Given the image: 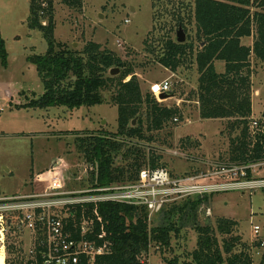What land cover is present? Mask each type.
<instances>
[{
	"label": "rangeland",
	"instance_id": "obj_1",
	"mask_svg": "<svg viewBox=\"0 0 264 264\" xmlns=\"http://www.w3.org/2000/svg\"><path fill=\"white\" fill-rule=\"evenodd\" d=\"M261 1L252 0V13L264 11L258 7ZM83 2L82 11L77 12L63 5L61 0H52L57 42L74 50H82L88 42H95L112 51L134 66L144 95L151 93L154 96L153 85L163 81L169 80L172 85V97L167 100L154 97L163 106L179 108L182 119L177 118L178 122H171L160 132L146 134L154 139L150 145L156 148V156L162 158L159 164L177 174L190 175L207 171L215 163H230V138L237 133L228 129L230 120L201 119L196 52L174 72L165 69L157 59L168 39L177 40L179 31L186 42L195 43V51L200 49L201 44L196 39L194 0ZM30 10V0H0V34L5 50V56L0 54V192L3 196H14L29 195L34 188L41 190V185L34 183V176L47 173L58 162L59 170L66 172V191L87 190L94 186L93 173L88 174V180L78 181L83 175L78 145L90 134L117 133L118 107L111 102V94L106 92L105 102L92 107L21 108L45 93L30 58L45 55L48 44L40 31L28 27ZM242 44L253 47L254 36L243 39ZM215 65L219 73L224 72L223 63ZM252 66V117L261 119L264 115V62L254 59ZM130 79L128 77L126 81ZM169 152H178L183 157ZM213 195L210 204L201 206L196 213L185 212L169 219L161 213L148 219L150 228L173 224L180 229V234H172L170 247L151 244L142 262L168 264L174 258L181 264L190 262V255L198 247V227L211 226L214 230L219 218L237 221L236 235L248 245L264 241V189ZM255 226L261 228L258 235L254 233ZM16 243L23 253L12 254L10 258L34 255L29 253L27 240L19 238ZM7 252L3 253L5 263L9 258ZM252 253L253 264H260L264 247L254 249Z\"/></svg>",
	"mask_w": 264,
	"mask_h": 264
},
{
	"label": "trees",
	"instance_id": "obj_2",
	"mask_svg": "<svg viewBox=\"0 0 264 264\" xmlns=\"http://www.w3.org/2000/svg\"><path fill=\"white\" fill-rule=\"evenodd\" d=\"M30 1L28 27L40 31L48 44L45 55L30 58L45 93L21 108L92 107L102 105L104 93L109 92L111 102L118 107V132L90 134L78 145L81 161L96 167L92 184L132 183L144 168L161 166L162 158L156 156L155 148L150 145L154 139L146 134L160 132L175 119H182V111L177 107L163 106L151 93L144 95L134 66L100 44L88 42L82 50H74L57 42L52 0ZM83 1L61 0V3L80 12ZM253 4L252 0H194L196 39L201 44L200 49L195 51L194 42L180 44L168 39L157 57L165 69L174 72L196 52L201 119L230 120L228 129L237 134L230 138L229 162L235 164L264 159V115L255 135L250 129L252 61L264 62V11L252 13ZM258 7L264 8V0L258 3ZM253 36V47L242 44L243 39ZM0 54L5 56L1 34ZM217 62L224 64V72L217 71ZM116 68L120 69L119 75L111 76V70ZM128 77L131 79L126 81ZM169 96H173L172 92ZM134 120L136 125L132 124ZM142 144L151 148L149 152ZM213 198L214 195L184 200L163 211V215L169 219L185 212L196 213L201 206L209 205ZM83 221L92 222L91 233L86 235L89 241L110 245V253L98 257L94 264H141L151 244L170 247L172 234H180V229L173 224L150 228L144 207L124 204L92 205L86 210L72 208L66 222L75 239L81 238ZM2 229L0 220V233ZM238 229L237 221L226 218L217 219L214 230L211 226L198 227V247L190 255L192 260L183 264H253L252 251L261 249L264 241L248 245L236 235ZM218 236L224 239L220 241ZM1 244L0 235V247ZM7 251L6 263L4 254L0 253V264H43L41 253L29 258H10L12 254L21 253L10 240ZM80 264L88 263L83 259ZM168 264L181 263L174 258ZM260 264H264V253Z\"/></svg>",
	"mask_w": 264,
	"mask_h": 264
},
{
	"label": "built area",
	"instance_id": "obj_3",
	"mask_svg": "<svg viewBox=\"0 0 264 264\" xmlns=\"http://www.w3.org/2000/svg\"><path fill=\"white\" fill-rule=\"evenodd\" d=\"M152 91L159 99L162 94H171L172 85L166 80L160 85H153ZM262 120L254 117L250 119L253 135L259 131ZM174 122H178V119ZM145 148L148 152L151 149L149 146ZM169 154L183 157L178 152ZM59 166L60 162L37 177L36 183L43 184L40 191L29 195H0V220L3 222L0 253L7 252L9 240L19 246L16 241L20 238L29 243V253H41L43 264H80L83 259L88 264H94L98 257L110 253V245L108 242L97 245L87 239L86 235L92 230L90 221H83L81 238L75 239L67 229L66 222L72 208L86 210L87 206L92 205L124 204L144 207L148 219H152L173 204L190 198H204L236 190L247 192L264 189V159L244 164L215 163L207 171L190 175L177 174L165 166H148L140 172L135 182L97 185L75 192L66 191V172L59 170ZM95 171L93 164L83 163V175L78 177V181L84 178L88 180V174H94ZM260 231L259 226L254 227L256 235ZM18 249L23 253L22 247Z\"/></svg>",
	"mask_w": 264,
	"mask_h": 264
},
{
	"label": "water",
	"instance_id": "obj_4",
	"mask_svg": "<svg viewBox=\"0 0 264 264\" xmlns=\"http://www.w3.org/2000/svg\"><path fill=\"white\" fill-rule=\"evenodd\" d=\"M177 41L180 44L186 42L185 36H184V34L181 31L178 32ZM119 73H120V69L116 68V69H112L111 70L110 75L111 76H117V75H119ZM170 97H172V96H169V95H166V94H162L161 96H159V99H161V100H167ZM132 124L133 125H136V120H134Z\"/></svg>",
	"mask_w": 264,
	"mask_h": 264
},
{
	"label": "crops",
	"instance_id": "obj_5",
	"mask_svg": "<svg viewBox=\"0 0 264 264\" xmlns=\"http://www.w3.org/2000/svg\"><path fill=\"white\" fill-rule=\"evenodd\" d=\"M37 177H38V175L37 176H34V183H36V179H37ZM36 184H38V185H41V187L43 188V184H39V183H36ZM36 191H40V189H37V190H35V188H34V190H33V192L32 193H34V192H36Z\"/></svg>",
	"mask_w": 264,
	"mask_h": 264
}]
</instances>
